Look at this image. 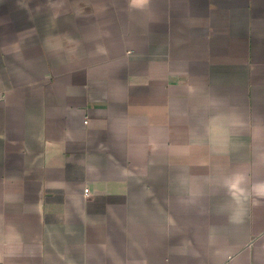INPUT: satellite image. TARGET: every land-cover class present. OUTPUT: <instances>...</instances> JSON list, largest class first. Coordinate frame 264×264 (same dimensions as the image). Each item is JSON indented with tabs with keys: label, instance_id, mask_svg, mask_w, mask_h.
<instances>
[{
	"label": "crops",
	"instance_id": "obj_1",
	"mask_svg": "<svg viewBox=\"0 0 264 264\" xmlns=\"http://www.w3.org/2000/svg\"><path fill=\"white\" fill-rule=\"evenodd\" d=\"M0 264H264V0H0Z\"/></svg>",
	"mask_w": 264,
	"mask_h": 264
},
{
	"label": "built area",
	"instance_id": "obj_2",
	"mask_svg": "<svg viewBox=\"0 0 264 264\" xmlns=\"http://www.w3.org/2000/svg\"><path fill=\"white\" fill-rule=\"evenodd\" d=\"M87 192V189H85V193Z\"/></svg>",
	"mask_w": 264,
	"mask_h": 264
}]
</instances>
